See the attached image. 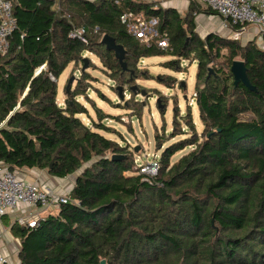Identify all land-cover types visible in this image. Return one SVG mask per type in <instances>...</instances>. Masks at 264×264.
<instances>
[{
  "label": "trees",
  "instance_id": "obj_1",
  "mask_svg": "<svg viewBox=\"0 0 264 264\" xmlns=\"http://www.w3.org/2000/svg\"><path fill=\"white\" fill-rule=\"evenodd\" d=\"M10 1L17 29L0 55V163L14 172L76 176L57 214L35 229L13 225L21 264H264V50L216 34L202 38L195 20L133 0ZM126 13L158 19L169 50L132 36L121 20ZM81 29L88 44L71 37ZM105 36L124 47L126 70L102 44ZM87 52L130 89L141 76L150 80L139 69L143 59L172 57L163 67L176 73L185 61L198 63L203 131L191 111L176 109L170 137H156L158 151L188 137L165 149L156 177L139 174L133 153L101 133H113L104 122H83L88 111L77 97L88 74L58 104L60 77L71 65L77 71ZM236 61L256 92L235 85ZM157 80L182 85L169 75Z\"/></svg>",
  "mask_w": 264,
  "mask_h": 264
},
{
  "label": "rangeland",
  "instance_id": "obj_2",
  "mask_svg": "<svg viewBox=\"0 0 264 264\" xmlns=\"http://www.w3.org/2000/svg\"><path fill=\"white\" fill-rule=\"evenodd\" d=\"M204 36L201 35L202 38ZM83 59L88 61V69L83 71L85 63L81 62L76 67L77 71L71 65L60 77L58 104L64 106L66 100L71 98L66 95V90L68 88H71V91L77 90L82 79L80 75L88 74V82L82 81L79 88L82 95L77 97V101L87 109L88 113L80 117L90 126H93L94 122L99 124L104 122L113 133H101L120 145L126 146L135 156L138 167L152 164L155 156L160 157L167 147L188 137L185 134L167 141L162 150L158 151L156 137L163 136L166 139L170 137L176 109L180 111L181 116H186L191 111L198 133H202L203 125L195 99L197 62L185 61L182 64L181 73H176L163 67V64L171 61L172 57L143 59L139 69L148 72L150 80H142L141 76L137 82H132V89H130L129 85H120L117 82L116 84L110 77V72L93 53H85ZM160 75L176 77L179 83L185 84V87L182 88L178 84L175 88H167L158 82L157 78ZM73 79L74 81L70 84ZM119 88H122L123 99L119 98ZM99 112L106 117L104 121H101L102 116ZM185 130L187 131L186 127ZM192 149L189 147L177 153L172 158V163L179 161ZM57 211V209L51 210L46 217Z\"/></svg>",
  "mask_w": 264,
  "mask_h": 264
},
{
  "label": "built area",
  "instance_id": "obj_3",
  "mask_svg": "<svg viewBox=\"0 0 264 264\" xmlns=\"http://www.w3.org/2000/svg\"><path fill=\"white\" fill-rule=\"evenodd\" d=\"M191 1L196 2V0ZM207 3L213 12L225 20L227 25L236 29L253 25L258 27L264 35V0H207ZM121 20L129 33L142 44L148 46L155 44L162 50H169V41L161 39L158 34V19L147 20L143 15L126 13ZM16 29L17 22L13 16L12 2L0 0V55H5L9 51V39ZM240 35L238 31H235L231 39L239 40ZM71 37L81 39L84 44H88L85 30H78ZM139 169L140 174L148 178L156 177L160 170L159 157L155 156L152 164L140 166ZM69 201L68 195H60L52 189H43L24 182L19 178L18 172L0 163V218L23 205L34 209V212L28 218L17 219L15 224L21 228L35 229L44 218L41 214L55 209L59 210ZM0 264H8L7 259L0 257ZM15 264H21V262L17 261Z\"/></svg>",
  "mask_w": 264,
  "mask_h": 264
},
{
  "label": "crops",
  "instance_id": "obj_4",
  "mask_svg": "<svg viewBox=\"0 0 264 264\" xmlns=\"http://www.w3.org/2000/svg\"><path fill=\"white\" fill-rule=\"evenodd\" d=\"M95 1V0H90ZM137 3L148 4L154 9L166 10L170 13H177L182 18H190L197 23L198 33L205 35L209 34L220 35L224 38H229L238 31L241 35L239 41L247 45L255 43L260 49L264 50V36L261 34L258 27L248 25L244 27H231L227 25L225 20L214 13L208 6L207 0H133ZM191 3H194V10H191ZM18 176L21 180L28 184L37 185L43 189H52L60 195H69L76 184V176H71L65 179H59L50 175L48 171L37 169H24L18 171ZM34 209L26 206H20L16 211L0 218V257L7 259L8 264H15L20 261L21 241L17 238L12 230L16 220L21 217L28 218ZM48 212L41 214L44 218ZM58 212V211H57ZM51 213V214H57Z\"/></svg>",
  "mask_w": 264,
  "mask_h": 264
},
{
  "label": "water",
  "instance_id": "obj_5",
  "mask_svg": "<svg viewBox=\"0 0 264 264\" xmlns=\"http://www.w3.org/2000/svg\"><path fill=\"white\" fill-rule=\"evenodd\" d=\"M102 44L106 47V49L108 51L115 53L116 59L119 61V63L123 67V69L126 70L127 66L124 62L126 51H125L124 47L117 44L116 40L109 37V36H105L103 38ZM84 63H85V65L83 67V71L88 69V61L86 59L84 60ZM232 74L234 76L236 86L243 84L248 89H250L252 92H256V88L252 86V84L249 80L247 68H246V65L244 62H241V61L234 62L233 66H232ZM73 81H74V79L70 81V84ZM182 86L185 87V84L183 83ZM121 89L122 88H119V93H120L121 99H123V94H122ZM136 151H138V149ZM101 264H106V261H102Z\"/></svg>",
  "mask_w": 264,
  "mask_h": 264
},
{
  "label": "clouds",
  "instance_id": "obj_6",
  "mask_svg": "<svg viewBox=\"0 0 264 264\" xmlns=\"http://www.w3.org/2000/svg\"><path fill=\"white\" fill-rule=\"evenodd\" d=\"M215 13V12H214ZM230 39H231V37H230ZM233 40V39H232ZM239 41V40H238ZM181 84H183V83H181ZM180 86H182V85H180ZM184 88V87H183ZM159 157V156H158ZM159 160H160V157H159ZM160 164V163H159ZM143 166V165H142ZM140 168V167H139ZM139 174H140V169H139ZM159 174V173H158ZM140 175H142V174H140Z\"/></svg>",
  "mask_w": 264,
  "mask_h": 264
}]
</instances>
